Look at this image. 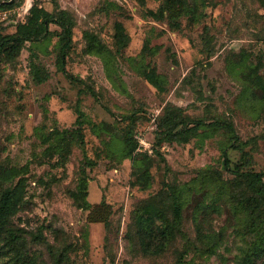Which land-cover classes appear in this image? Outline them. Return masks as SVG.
<instances>
[{
	"label": "rangeland",
	"instance_id": "obj_1",
	"mask_svg": "<svg viewBox=\"0 0 264 264\" xmlns=\"http://www.w3.org/2000/svg\"><path fill=\"white\" fill-rule=\"evenodd\" d=\"M181 1L185 14L171 21L165 0H0L1 36L33 4L65 12L73 22L65 70L97 97L78 95L85 85L59 71L55 26L50 40L0 54V195L18 187L22 199L0 235V264H176L183 251L189 264L241 263L254 235L221 155L230 134L205 128L176 143L159 124L226 122L234 148L243 144L252 160L243 171L264 173V94L239 67L256 65L264 84V0ZM85 32L112 55L89 51ZM32 65L47 72L44 83ZM129 130L135 165L120 158ZM234 148L231 171L241 163ZM170 188L182 203L179 228L163 250L144 251L138 218L154 210L170 222ZM100 201L112 209L107 226L86 221L84 204Z\"/></svg>",
	"mask_w": 264,
	"mask_h": 264
},
{
	"label": "trees",
	"instance_id": "obj_2",
	"mask_svg": "<svg viewBox=\"0 0 264 264\" xmlns=\"http://www.w3.org/2000/svg\"><path fill=\"white\" fill-rule=\"evenodd\" d=\"M6 2L0 4V8H7ZM186 11L185 3L181 0H165L162 6V12H164L171 21H176L181 18ZM173 26L175 24H172ZM50 26L59 28L60 32L58 36V56L57 65L59 71L70 81L81 83L85 85L82 90L78 91V95L82 93H88L94 99H97L95 91L87 86L85 82L71 76L65 70V60L67 53L70 50L72 42V30L73 22L65 12H59L58 14H52L42 7L33 4L26 16L25 22L16 23L15 32L11 35L1 36L0 34V54L13 53L18 54L20 49L26 43L45 42L50 40L52 32ZM84 39L87 42L88 50H98L99 52H106L112 55L111 52L100 42V40L89 32L84 33ZM127 37L122 33L119 34L118 41L125 43ZM245 59L239 64V67L245 68L247 71V79L258 88L264 94V84L257 73V66L254 64H245ZM106 65V63L104 62ZM30 75L37 83H44L48 79L46 71L37 68L32 65L30 69ZM148 78L150 76H147ZM131 119V116L125 118V120ZM162 130L159 134L163 135L165 139H168L176 143H186L190 137H195L199 129H222L226 130L230 134V144L226 145L222 150V158L224 160V166L226 171L234 175V179L237 181V189L243 188L244 195H242L234 204L238 209L243 210L245 213H249L251 216V229L253 231L254 242L251 247L247 249L244 258L240 264H257L260 260L264 264V173H257L247 171L244 172V167H249L252 164L249 153L244 152V149L240 144L236 148L232 145L233 142L238 141L235 129L233 126L228 125L226 122L213 121L205 123L204 121H190L184 118L169 120L168 123L159 124ZM129 130L124 138V149L121 154V159H128L135 165V156L133 155L137 149V143L133 139L132 132ZM234 148L241 154V163L236 166L235 171L230 170L229 160L226 157L228 149ZM165 166V171H168V165L166 160L161 157L160 160ZM147 168L141 175H147ZM85 181H82V185L85 190ZM170 197L173 200L172 220L169 222L164 216L156 213L154 210L142 211L141 216L138 218L140 223L141 232H143L141 243L142 248L145 251H150L154 247L159 251L163 250L166 245L173 240L175 230L179 228L181 221V208L182 203L175 189L170 188ZM22 204V199L18 195V187L13 189H7L0 195V235L5 234L7 231V225L9 220L19 211ZM84 210L87 211L86 221L90 224H102L107 226L109 219L112 215V209L105 201H100L95 204H84ZM158 223V225H156ZM186 251L179 254L176 264H189L184 260Z\"/></svg>",
	"mask_w": 264,
	"mask_h": 264
}]
</instances>
